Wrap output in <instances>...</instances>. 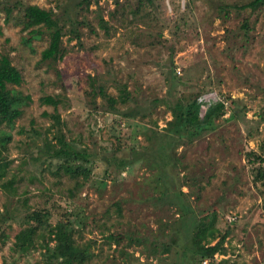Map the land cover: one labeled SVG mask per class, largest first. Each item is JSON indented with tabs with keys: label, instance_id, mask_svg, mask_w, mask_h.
<instances>
[{
	"label": "rangeland",
	"instance_id": "rangeland-1",
	"mask_svg": "<svg viewBox=\"0 0 264 264\" xmlns=\"http://www.w3.org/2000/svg\"><path fill=\"white\" fill-rule=\"evenodd\" d=\"M16 1L51 8L58 15L65 32L61 59L40 62L44 38L33 39L32 49L22 44L20 26L4 20L3 5ZM115 1L99 0L86 8L80 0H0V52H8L22 70V83L12 87L32 98L12 127L0 125L11 134L1 181L14 179L15 187L9 193L0 186V212L5 213L0 264L40 259L46 236L37 238L29 254L11 248L15 233L35 224L29 216L37 210L46 214L44 235L66 213L79 229V243L95 241L94 256L85 264H180L186 238L174 207L168 198L154 203L148 198L160 191L149 183L144 160L120 167L131 149H144L146 132L162 131L171 118L163 103L152 106L153 99L177 95L229 101L215 130L177 148L182 156V164L172 170L177 191H190L194 213L215 211L227 251L216 254V261L264 264V185L254 182L252 169L262 163L246 155L253 150L264 157V6L252 12L239 8L250 0ZM222 3L230 7L222 10ZM99 17L107 21V29L99 26ZM91 76L112 95L118 84H125L137 104L109 108L92 90ZM45 95L60 100L57 112L66 141L90 153L88 179L55 172L58 160L49 158L43 144L56 143L52 119L44 114L54 108L39 101ZM130 108L136 110L134 117H124L121 112ZM206 108L203 103L202 112ZM175 228L181 230L177 245L170 241ZM110 234H121V240L110 241ZM165 244L170 249L161 251Z\"/></svg>",
	"mask_w": 264,
	"mask_h": 264
},
{
	"label": "trees",
	"instance_id": "trees-1",
	"mask_svg": "<svg viewBox=\"0 0 264 264\" xmlns=\"http://www.w3.org/2000/svg\"><path fill=\"white\" fill-rule=\"evenodd\" d=\"M92 2L98 4L99 0H80L79 3L84 4L88 8ZM115 3L119 5L117 0ZM15 6H18L17 13L13 14ZM228 6L230 7L227 4H220L222 10L227 9ZM263 6L264 0H250L241 4L239 8L249 9L253 12ZM3 9L5 22L20 26V31L22 32L21 42L24 46L32 49L33 39L44 38L47 41V45L41 50L40 62L53 64L63 57L64 47L62 40L65 34L64 27L53 9L40 7L36 4H20L17 1L13 6L5 3ZM98 21L100 27L107 29L108 23L103 17H99ZM243 27L248 28L247 22L243 24ZM23 32L26 33L23 34ZM69 32L73 37H79V32L76 28L71 27ZM8 41L9 39L6 38L5 42L7 43ZM171 71L175 76L173 68ZM89 79L95 94L100 95L106 101L107 106L113 110L117 109V104L126 105L131 102L137 104L138 102L125 84H118L117 94L112 95L107 93L103 85L96 84V79L93 76L89 77ZM22 81V70L13 63L11 55L8 52H0V125L12 127L15 120L21 116L22 107L28 105L32 100L30 94L22 93L12 87L13 85L21 84ZM95 94L93 93V95ZM168 95L171 96L170 92H168ZM153 100L155 102L152 106L163 103L166 106V111L170 112L171 118L166 122L162 131L154 129L150 134L146 132L145 140L147 144L143 146L144 149L142 151L131 149V156L125 157L120 167L124 169L134 162L141 159L144 160L146 169L150 173L149 180L151 182L149 183L154 190L158 187L160 191L157 196H149L148 198H150L152 203L155 202L154 199L160 202V200L168 198L167 203L174 207L177 220L181 222L180 226L184 231L183 236L186 238L181 249L183 261L180 264H227L228 259L215 260L216 254L225 255L227 253L224 245L226 233H220L216 226L215 211H211L205 216L194 213L189 201L190 191H177L181 189L175 187L177 182L172 170H177L178 166L182 164V156L177 154V148L180 145L192 143L205 133L215 130L218 125L216 120L226 114L229 101L222 97L215 100L202 101L197 95L187 97L177 95L173 100L166 98ZM39 101L41 105H52L54 108V112L44 114L52 119L50 125L53 128L52 139L56 143L46 140L43 144L49 153V158L58 160L55 172L59 175H67L75 180L80 177L88 179L91 174L89 167L85 163H89L92 160L90 153L85 150H77L66 141L62 131L63 122L57 112L60 100L54 95H45L41 96ZM203 103L207 104L204 112L201 110ZM135 111L134 108H130L121 112V114L124 117H134ZM230 113L232 117L235 116L234 112ZM147 114L148 116L151 115V110ZM150 121L157 127L154 119H150ZM10 141L11 134L0 128V186L3 190L14 193V179L1 181L9 164L5 160L4 152L7 150V143ZM246 155L254 156L256 161L262 163L252 169L254 171V182L261 180L262 185H264V157L256 154L253 150L246 152ZM106 175L108 176V173ZM154 177L158 179V182H153ZM162 183L166 186V189ZM180 194L185 198H182ZM117 210H121L120 204H117ZM45 215L41 210H37L29 216L30 219H34L35 224L22 227L15 233L12 250L29 254L34 249L37 238L46 236L43 238L44 242L42 243V250H40V259L30 264H85L94 256L92 245L95 241L87 240L80 243L77 241L75 234L79 233V229L75 227V223L71 220V215L65 213L44 235L41 228L47 225V221L44 220ZM3 219H5V213L0 212V221ZM180 232V228L173 230L174 236L170 238V241L175 245L178 242L177 233ZM124 236L126 237V234ZM107 238L110 241L119 242L121 234H110ZM45 239L47 240L45 241ZM136 241H139V239ZM169 249L170 245L165 244L161 251H168Z\"/></svg>",
	"mask_w": 264,
	"mask_h": 264
},
{
	"label": "built area",
	"instance_id": "built-area-1",
	"mask_svg": "<svg viewBox=\"0 0 264 264\" xmlns=\"http://www.w3.org/2000/svg\"><path fill=\"white\" fill-rule=\"evenodd\" d=\"M204 263H206V261H204Z\"/></svg>",
	"mask_w": 264,
	"mask_h": 264
}]
</instances>
